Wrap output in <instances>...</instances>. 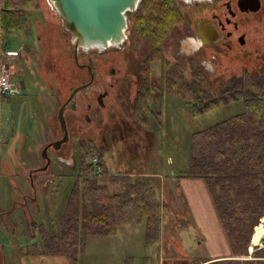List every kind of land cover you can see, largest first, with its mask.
<instances>
[{"label": "rangeland", "instance_id": "374dc122", "mask_svg": "<svg viewBox=\"0 0 264 264\" xmlns=\"http://www.w3.org/2000/svg\"><path fill=\"white\" fill-rule=\"evenodd\" d=\"M188 20L185 15L183 22L172 28L161 49L166 59L182 65V71L188 77L191 76L190 65L199 66L206 77L205 85L214 90L212 96H216L228 77L236 73L245 53L252 51L255 56H264V0L261 9L244 22L248 44L240 54L225 60L223 67L215 64L203 49L193 56L178 54L179 42L194 35ZM46 25L40 12L30 11L28 26L14 32L7 48L23 49L21 56L13 62L16 63L14 73L26 82V88L19 95L0 99V136L5 139V143L0 145V264L2 259L4 262L6 259L8 264H71L63 256L46 255L41 239L42 235L60 234V217L74 180L71 165L77 143L83 140L92 141L97 148H110L105 159L110 174L142 173L159 190L167 218L162 223L160 242L148 251L149 258L145 264H203L204 260L210 261L212 256L225 253L227 240L203 180L180 175L190 167L191 134L241 112V101L223 104L194 117L185 101L165 92L162 129L152 119L150 126L143 127L133 123L132 99H128L124 91L130 76L122 78L117 83L122 97L107 101L102 121L90 115L99 122L96 128L83 122L80 131L71 134L61 151L48 152L50 165L45 171L34 172L31 182L28 173L45 163L40 157V150L49 139L54 138L57 129L56 118H53L57 101L53 97V89L47 85L48 81H52V75L37 40V34ZM137 36L129 30L134 44L142 40L141 53L146 54L148 46L145 38ZM61 43V39L56 37L57 48L61 47ZM204 59L215 65L214 74L201 66ZM101 62L95 83L87 92L100 90L110 78L108 67ZM135 62L136 59H132V65L128 67L132 72L135 71ZM161 75L162 72L158 71L152 73L156 108L160 105ZM100 182L107 184L110 192L119 189L118 184L109 178L101 177ZM29 197H34V200ZM263 218L254 227L253 233ZM143 232V224H117L113 235H90L86 250L77 264H123L129 257L133 258V264H144ZM30 242L38 243L36 252ZM263 246L264 241L258 245ZM255 255L251 245L248 254L243 256H230L228 247V258L223 259L253 260Z\"/></svg>", "mask_w": 264, "mask_h": 264}, {"label": "trees", "instance_id": "16d2710c", "mask_svg": "<svg viewBox=\"0 0 264 264\" xmlns=\"http://www.w3.org/2000/svg\"><path fill=\"white\" fill-rule=\"evenodd\" d=\"M181 5L180 0H141L136 10L128 13L130 30L144 36L148 44L145 81L132 99L131 116L138 126H150L152 119L162 129L165 92L185 101L194 117L223 104L242 102L241 112L191 134L190 167L180 176L203 180L224 231L229 255H247L253 229L264 217V56H254L251 64L250 59L240 64L236 73L219 87L216 96L205 85L206 77L199 66L191 64L188 77L180 63L175 62L162 74L160 105L156 108L154 94L148 87L149 66L156 58H164L162 41L174 26L183 22L186 11ZM30 11L40 12L47 22L37 39L52 75L48 87L52 88L55 82L65 91L70 85L84 81L73 77L70 35L47 0H2L0 52L9 48L16 30L28 26ZM56 37L62 41L60 48L56 46ZM55 123L58 127L56 119ZM109 149L97 148L90 140L77 143L71 165L74 180L60 217V234L42 235L46 255L63 256L71 264H77L86 250L88 236L113 235L117 224L144 225V264L148 262V251L160 242L167 211L160 201L159 190L142 173L110 174L105 160ZM93 157H97V163L92 162ZM97 165L102 169L99 175ZM101 177L116 182L119 189L110 192L108 185L100 182ZM31 245L36 252L38 243ZM254 253L253 260L219 259L206 264H264V246H255ZM123 264H133V258H126Z\"/></svg>", "mask_w": 264, "mask_h": 264}, {"label": "flooded vegetation", "instance_id": "af4514ba", "mask_svg": "<svg viewBox=\"0 0 264 264\" xmlns=\"http://www.w3.org/2000/svg\"><path fill=\"white\" fill-rule=\"evenodd\" d=\"M249 6L250 0H208L200 2L194 1L190 5H186L184 3L183 5H181L184 11H186L185 13L189 18L188 22L193 28L194 35H198L195 25L196 22L201 26L200 29H205L206 33L204 35V39L206 43L202 48L203 51L206 53V55H208L209 58L213 59L215 64H218L222 67L225 60L227 61L232 56L240 54L242 48L249 42L247 32L245 31L244 22L252 14L256 13L251 12L249 10ZM261 7L262 0H260V9ZM129 30L130 28L128 24L126 39L123 41L119 48L110 47L102 52H98L95 50L89 52H80V54L78 55V63L74 61L75 69L73 71V77L84 81H80V83L76 86L70 85L65 91L60 89L58 85L59 83H52L53 86L51 89H53L54 91L53 97L57 101L55 113L56 120L57 110L60 105L69 98L72 91L76 87L87 83L84 88L76 91L73 94L72 98L68 101L64 108V117L66 120L69 139L74 131L76 133L80 131L83 122H86L93 129L96 128L99 122L93 120L90 115L93 114L96 119L98 118L99 121H102L103 112L105 111L106 106H108L107 101L109 102L111 100H115L117 97H122V91H119L117 89V83H119L122 78L130 76L129 81L125 84L124 90L128 99H133L136 96L139 88L142 87L145 81L144 69L146 70L147 67V62L145 61V59L147 58L148 51L146 54L141 53V47L143 46L141 43L142 40L140 39L139 42H136L134 44L129 37ZM171 30L169 31V33L171 32ZM137 35V37H144L140 34ZM38 37L39 36L37 34V38ZM164 40L162 41V43L164 42ZM22 52V47H19V49L17 50V56H21ZM254 56L255 55L252 51L245 53L243 55V62L250 59L251 64ZM132 59H136V62L134 63V72H132L128 68L131 64L130 61ZM100 61H102L101 63L106 64V67H108L110 78L106 80L105 84L103 83L104 85L100 90L92 91L91 93L87 92V89H89L95 83ZM155 63L157 64L154 65ZM174 63L175 61L170 62L165 57L162 59L156 58L154 61H152L149 66L150 72L148 79V87L151 90L154 88L152 86V73L158 71L159 73L162 72L163 74L165 69ZM42 76L46 78L44 74H42ZM22 81L23 90H25L26 82L23 79ZM23 90L19 94H21ZM68 123L70 124V126H68ZM61 137L62 132L58 123L54 138L49 139L46 143L59 139ZM68 142L63 143L57 150L49 147L48 152L51 150L61 151L63 146ZM211 261L214 260L206 261L203 264Z\"/></svg>", "mask_w": 264, "mask_h": 264}, {"label": "water", "instance_id": "95a60500", "mask_svg": "<svg viewBox=\"0 0 264 264\" xmlns=\"http://www.w3.org/2000/svg\"><path fill=\"white\" fill-rule=\"evenodd\" d=\"M51 8L59 15L62 20V27L70 35L73 45V58L78 63L80 52L98 51L119 48L126 39L128 29V13L134 12L141 0H47ZM186 5L192 2L208 0H180ZM260 9V0H250L249 10L257 12ZM202 23V22H200ZM197 34L205 41V29H200L196 22ZM206 43V41H205ZM83 66V65H80ZM87 66V65H86ZM87 83L76 87L69 98L60 105L57 110V120L59 123L62 137L50 141L43 145L40 150V157L45 163L38 168L30 170L28 175L32 182V174L37 171H45L50 165L51 159L48 155L49 147L57 150L63 143L68 142L69 134L64 108L73 94L84 88ZM34 200V197L31 198ZM260 225V224H259ZM262 236L255 232L251 238V247L261 244Z\"/></svg>", "mask_w": 264, "mask_h": 264}, {"label": "built area", "instance_id": "2783aa9c", "mask_svg": "<svg viewBox=\"0 0 264 264\" xmlns=\"http://www.w3.org/2000/svg\"><path fill=\"white\" fill-rule=\"evenodd\" d=\"M17 56V50H3L0 52V99L4 96L19 94L23 90L22 78H18L14 73L16 65L14 59ZM5 143V139L0 136V145ZM97 157L92 158L93 163H97ZM102 169L99 165L96 166V174H100ZM264 241V235L262 237ZM262 245V243L260 244Z\"/></svg>", "mask_w": 264, "mask_h": 264}, {"label": "clouds", "instance_id": "9594fccd", "mask_svg": "<svg viewBox=\"0 0 264 264\" xmlns=\"http://www.w3.org/2000/svg\"><path fill=\"white\" fill-rule=\"evenodd\" d=\"M180 47L178 50L179 55L183 56H193L198 53L204 46L205 41L199 35L187 36L180 42ZM201 66L210 74L215 73V65L208 59L201 61Z\"/></svg>", "mask_w": 264, "mask_h": 264}, {"label": "crops", "instance_id": "0c3cea01", "mask_svg": "<svg viewBox=\"0 0 264 264\" xmlns=\"http://www.w3.org/2000/svg\"><path fill=\"white\" fill-rule=\"evenodd\" d=\"M19 49V48H18ZM24 197V196H23ZM26 198V197H25ZM24 201H26L25 199H23ZM31 201H33V200H31ZM25 203V202H24ZM31 243V242H30ZM32 244V243H31ZM227 244V243H226ZM32 253V252H31ZM227 255H228V244H227V251L225 252V253H223V254H217V255H214V257L212 256V258H210L211 260H214V259H223V258H228L227 257ZM5 264H8L7 263V260L5 259ZM20 262H23L22 260L20 261ZM24 263V262H23Z\"/></svg>", "mask_w": 264, "mask_h": 264}, {"label": "bare ground", "instance_id": "6f19581e", "mask_svg": "<svg viewBox=\"0 0 264 264\" xmlns=\"http://www.w3.org/2000/svg\"><path fill=\"white\" fill-rule=\"evenodd\" d=\"M264 218L262 219V223L259 225V228L256 229L255 232L259 233L262 237L264 235Z\"/></svg>", "mask_w": 264, "mask_h": 264}]
</instances>
